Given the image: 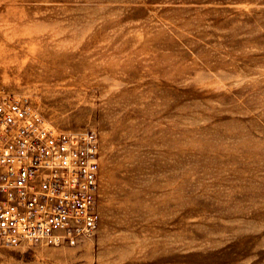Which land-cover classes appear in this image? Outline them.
I'll list each match as a JSON object with an SVG mask.
<instances>
[{
  "label": "rangeland",
  "instance_id": "obj_1",
  "mask_svg": "<svg viewBox=\"0 0 264 264\" xmlns=\"http://www.w3.org/2000/svg\"><path fill=\"white\" fill-rule=\"evenodd\" d=\"M0 87L100 140L94 233L0 264H264V0H0Z\"/></svg>",
  "mask_w": 264,
  "mask_h": 264
},
{
  "label": "built area",
  "instance_id": "obj_2",
  "mask_svg": "<svg viewBox=\"0 0 264 264\" xmlns=\"http://www.w3.org/2000/svg\"><path fill=\"white\" fill-rule=\"evenodd\" d=\"M96 131H64L0 87V246H75L100 212Z\"/></svg>",
  "mask_w": 264,
  "mask_h": 264
}]
</instances>
